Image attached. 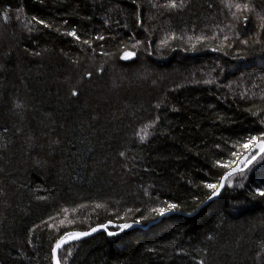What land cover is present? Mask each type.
<instances>
[{
  "label": "trees",
  "instance_id": "16d2710c",
  "mask_svg": "<svg viewBox=\"0 0 264 264\" xmlns=\"http://www.w3.org/2000/svg\"><path fill=\"white\" fill-rule=\"evenodd\" d=\"M261 141L264 0H0V264H264Z\"/></svg>",
  "mask_w": 264,
  "mask_h": 264
},
{
  "label": "water",
  "instance_id": "95a60500",
  "mask_svg": "<svg viewBox=\"0 0 264 264\" xmlns=\"http://www.w3.org/2000/svg\"><path fill=\"white\" fill-rule=\"evenodd\" d=\"M255 152H259V155L262 154L264 152V141H261L259 143H257L251 150L250 152L241 160V162L239 163V165L237 167H235L233 170L229 171L222 179L221 185L219 186V188L215 191V193L206 201V203L202 206V208L206 207L208 204H210L211 202H214L215 200H217L222 192H223V188H224V184L226 182V180L228 179V177L234 173H237L240 171L241 166L244 165L245 163L248 162V160L253 156V154ZM258 155V156H259ZM257 157H254L249 163H251L252 161H254ZM199 212V210H198ZM175 214H181V213H177L174 211H168L163 213L157 220L151 221L149 222L147 225H142L140 223H131V224H126V225H121V224H115V223H109L106 225H102V226H98L94 229H92L91 231L88 232H83V233H77L74 235H71L65 239H62L57 246L55 247L54 251H53V255H54V264H60L59 262V252L62 248H64L67 245H71L86 239H89L91 237H93L94 235L101 233V232H105L108 233L111 237L116 236L117 234H120L122 232H124L125 230H130V229H135V228H141V229H149L150 227L158 224L159 222L162 221V219L167 218L169 216L175 215ZM186 216H191L186 214ZM110 228H119L121 229L119 231V233H112L110 232Z\"/></svg>",
  "mask_w": 264,
  "mask_h": 264
}]
</instances>
